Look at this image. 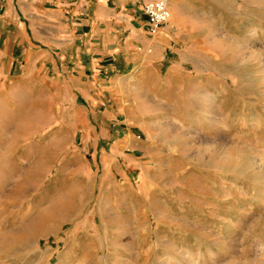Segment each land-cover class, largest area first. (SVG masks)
Instances as JSON below:
<instances>
[{
  "label": "rangeland",
  "instance_id": "rangeland-1",
  "mask_svg": "<svg viewBox=\"0 0 264 264\" xmlns=\"http://www.w3.org/2000/svg\"><path fill=\"white\" fill-rule=\"evenodd\" d=\"M187 2L208 54L166 127L134 96L78 127L0 81V264H264V0Z\"/></svg>",
  "mask_w": 264,
  "mask_h": 264
},
{
  "label": "crops",
  "instance_id": "crops-1",
  "mask_svg": "<svg viewBox=\"0 0 264 264\" xmlns=\"http://www.w3.org/2000/svg\"><path fill=\"white\" fill-rule=\"evenodd\" d=\"M153 1L0 0L2 87L22 104L31 89L66 103L84 128L87 117L112 116L123 108L117 103L134 96L138 107H151L154 127H166L158 114L185 108L183 59L208 53L196 49L201 41L186 26L193 13L187 0H167L170 20L149 34L143 6ZM194 76L198 93L211 91L204 81L213 77Z\"/></svg>",
  "mask_w": 264,
  "mask_h": 264
},
{
  "label": "built area",
  "instance_id": "built-area-1",
  "mask_svg": "<svg viewBox=\"0 0 264 264\" xmlns=\"http://www.w3.org/2000/svg\"><path fill=\"white\" fill-rule=\"evenodd\" d=\"M167 1L159 0L148 2L143 6V12L148 18V32L155 35L160 28L168 22L169 13L167 10Z\"/></svg>",
  "mask_w": 264,
  "mask_h": 264
},
{
  "label": "bare ground",
  "instance_id": "bare-ground-1",
  "mask_svg": "<svg viewBox=\"0 0 264 264\" xmlns=\"http://www.w3.org/2000/svg\"><path fill=\"white\" fill-rule=\"evenodd\" d=\"M18 187H19V185H18ZM20 188V187H19ZM31 230V229H30ZM10 237L13 239V238H15L16 239V237L14 236V234H11L10 235ZM252 262V261H251Z\"/></svg>",
  "mask_w": 264,
  "mask_h": 264
}]
</instances>
